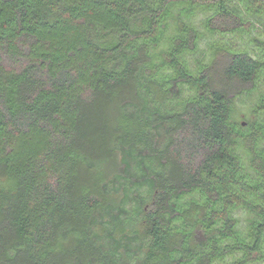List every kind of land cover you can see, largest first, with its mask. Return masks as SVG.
I'll return each mask as SVG.
<instances>
[{"label": "trees", "instance_id": "trees-1", "mask_svg": "<svg viewBox=\"0 0 264 264\" xmlns=\"http://www.w3.org/2000/svg\"><path fill=\"white\" fill-rule=\"evenodd\" d=\"M198 15L233 37L264 0H0V264H264L263 92L230 123L264 42L191 68Z\"/></svg>", "mask_w": 264, "mask_h": 264}, {"label": "rangeland", "instance_id": "rangeland-1", "mask_svg": "<svg viewBox=\"0 0 264 264\" xmlns=\"http://www.w3.org/2000/svg\"><path fill=\"white\" fill-rule=\"evenodd\" d=\"M201 17L198 15L193 18V24L196 26L198 32L200 33V38L196 43V49L191 53H186L184 55V60L188 64L189 67L194 68V60L197 61H203L204 53H206V46H208L210 43L214 42V40H220L221 37L215 35L211 36L208 32H206L200 24ZM244 33L238 34L233 37H224L222 42L224 44H228V46H242L245 50L249 51L250 53L254 54V56L258 55L260 50L262 49L261 42H264V27L263 25L254 23L249 25V27L244 28ZM175 88L173 87V90L175 92H178L177 98L178 101H174L173 104L181 103L184 101L186 97L189 96L190 92L187 90L186 84L177 83L174 84ZM253 87L254 91H253ZM252 90L250 91H244L241 94L237 96H233L230 98L231 101V118L230 123H244V131H241L242 134L247 133L245 129H247L246 124L250 121L251 118V111H253L257 104V99L260 93L264 94V70L260 69L257 77L255 79V82L253 86L251 87ZM172 103H167L164 106L161 107V113H169L170 111H173ZM172 106V107H171ZM178 106V104H177ZM176 108V107H175ZM255 122L259 123L261 127V134L264 133V115L258 114L256 118H254ZM264 145V142L261 141L260 146ZM126 208H129L130 204H127ZM114 216L118 220L122 219V215H117L114 213Z\"/></svg>", "mask_w": 264, "mask_h": 264}, {"label": "water", "instance_id": "water-1", "mask_svg": "<svg viewBox=\"0 0 264 264\" xmlns=\"http://www.w3.org/2000/svg\"><path fill=\"white\" fill-rule=\"evenodd\" d=\"M242 125H244V123H242Z\"/></svg>", "mask_w": 264, "mask_h": 264}]
</instances>
